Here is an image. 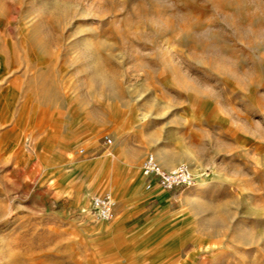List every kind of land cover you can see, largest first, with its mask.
<instances>
[{"label":"rangeland","instance_id":"rangeland-1","mask_svg":"<svg viewBox=\"0 0 264 264\" xmlns=\"http://www.w3.org/2000/svg\"><path fill=\"white\" fill-rule=\"evenodd\" d=\"M0 264H264V0H0Z\"/></svg>","mask_w":264,"mask_h":264},{"label":"built area","instance_id":"built-area-1","mask_svg":"<svg viewBox=\"0 0 264 264\" xmlns=\"http://www.w3.org/2000/svg\"><path fill=\"white\" fill-rule=\"evenodd\" d=\"M105 142L111 144L112 139L106 136ZM85 151V148L80 150L81 153ZM141 172L149 189L152 186H158L161 190L169 192L181 187H190L196 183L194 173L187 164L182 163L174 168H165L153 152L148 153L143 160ZM116 204V198L111 192L94 195L92 211L97 219L110 221L114 216Z\"/></svg>","mask_w":264,"mask_h":264},{"label":"crops","instance_id":"crops-1","mask_svg":"<svg viewBox=\"0 0 264 264\" xmlns=\"http://www.w3.org/2000/svg\"><path fill=\"white\" fill-rule=\"evenodd\" d=\"M144 186H146V187H147V185H145V184H144Z\"/></svg>","mask_w":264,"mask_h":264}]
</instances>
